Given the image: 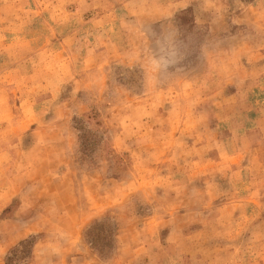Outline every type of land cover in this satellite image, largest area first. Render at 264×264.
<instances>
[{
    "label": "rangeland",
    "instance_id": "obj_1",
    "mask_svg": "<svg viewBox=\"0 0 264 264\" xmlns=\"http://www.w3.org/2000/svg\"><path fill=\"white\" fill-rule=\"evenodd\" d=\"M0 264H264V0H0Z\"/></svg>",
    "mask_w": 264,
    "mask_h": 264
},
{
    "label": "trees",
    "instance_id": "obj_2",
    "mask_svg": "<svg viewBox=\"0 0 264 264\" xmlns=\"http://www.w3.org/2000/svg\"><path fill=\"white\" fill-rule=\"evenodd\" d=\"M97 224H98L97 227H99L101 229L105 228V224H103V223H97ZM107 231H108V233L104 236L106 238L105 240L111 242L112 241V237H111V239L109 237L110 236L109 233L111 232V230L107 229ZM90 233L92 235L94 234L93 236L90 237L91 244L93 246H96V247H101V245L99 243V239H98L99 237H97V235H95V233L91 232V229H90ZM27 244H29V242H27ZM29 254H30V249H29L28 246H26V249L22 252L21 255L16 253V254L13 255L12 259L14 257H18L19 259H23V258H26Z\"/></svg>",
    "mask_w": 264,
    "mask_h": 264
}]
</instances>
